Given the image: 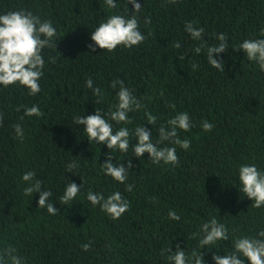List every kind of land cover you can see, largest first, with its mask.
Returning <instances> with one entry per match:
<instances>
[{"label": "trees", "instance_id": "trees-1", "mask_svg": "<svg viewBox=\"0 0 264 264\" xmlns=\"http://www.w3.org/2000/svg\"><path fill=\"white\" fill-rule=\"evenodd\" d=\"M118 7H123V0ZM19 8L51 18L63 36L57 50H47L56 59L46 64L38 96H28L19 87L0 88V245L14 244L27 264H167L161 249L171 242L170 250L178 243L190 252L196 245L190 233L209 213L234 234L264 226V207H253L231 184L238 163L264 166V72L231 47L220 54L225 73L218 71L208 65L203 51L195 52L200 41L184 32L185 22L191 20L205 28L207 44L223 32L230 37L229 46L264 35V0H144L140 28L145 41L112 52L88 47L90 28L103 17L102 10L110 11L103 0H0V11ZM176 41L181 48L174 47ZM185 53L184 60L176 57ZM193 63L199 65L195 70ZM89 77L105 89V107L114 95L108 83L121 78L161 122L175 111H188L194 126L180 135L191 140V147H178L179 163L154 165L147 153L141 160L132 157L131 192L100 173L99 164L109 150L83 138L76 129L83 125L72 126L74 115L94 111L96 101L83 87ZM31 103H39L43 115L21 122L25 137L17 139L11 125L21 113L15 109ZM141 116L136 113L134 123H140ZM202 119L214 128L202 130ZM145 126L152 127L147 122ZM153 131L155 140V126ZM72 161L79 165L76 174L86 178L85 191L124 193L129 200L124 215L112 220L82 196L73 205L57 202L65 175L81 183L79 176L66 173ZM29 168L53 189L60 213L52 216L36 208L38 193L31 203L22 195L20 173ZM170 208L181 215L180 222L168 219ZM84 243H90L88 251L81 248ZM204 259L211 264V252L204 251Z\"/></svg>", "mask_w": 264, "mask_h": 264}, {"label": "clouds", "instance_id": "clouds-1", "mask_svg": "<svg viewBox=\"0 0 264 264\" xmlns=\"http://www.w3.org/2000/svg\"><path fill=\"white\" fill-rule=\"evenodd\" d=\"M120 2L121 0H103L106 9L110 11L102 10L103 17L96 20L95 25L90 28L92 43L88 47L92 51L96 48L101 49V52H112L118 48L132 49L145 41L146 35L140 28L144 0L143 4L140 0H123L122 8L118 7ZM129 5H132L131 9ZM184 32L192 40L200 41L195 52L200 54L203 51L204 59L214 69L225 73L226 62L220 54L226 53L231 47L242 51L248 62L255 63L264 72V35L247 37L238 44L229 46L230 37L223 32L216 33L215 42L207 44L204 39L205 28L191 20L185 22ZM62 36H59L51 18L32 10L19 8L0 11V88L19 87L28 96H38L42 90L41 81L45 76L46 64L56 59L47 50H57L56 44ZM174 47L181 48V42L176 41ZM186 55L188 53L176 57L181 61ZM191 67L195 70L199 65L193 63ZM83 87L89 90L90 97L96 101L93 103L94 111L86 115L84 109L83 113L74 115L72 126L83 125V128H76L85 134L83 138L86 137L90 144L107 147L109 151L104 153L106 159L99 164V171L113 182L123 184L125 191L133 190V184L128 182L130 169L133 167L132 157L141 160L147 153V159L154 165L176 166L179 163L178 147L190 149L191 140L180 135L181 132H189L194 126L188 111H175L174 115L161 122L159 114L149 110L143 98L138 97L135 89L126 85L121 78H114L107 85L114 93L107 107L103 106L105 89L99 83L89 77L84 81ZM96 104L101 106L97 107ZM168 107L176 109L175 103H169ZM15 110L21 115L19 121H14L11 126L14 136L22 140L25 128L21 122L29 117L39 118L43 111L39 103L20 104ZM136 113H142L140 123H134ZM2 122L3 113L0 112V123ZM145 122L152 127H146ZM200 127L209 132L214 124L202 119ZM120 155L125 158L121 160ZM98 158L99 156L97 160ZM78 167L74 161L66 165V173L79 176L81 183L78 185L65 175L67 182L63 185L57 202L62 206L70 203L73 205L82 196L93 208L98 206L112 220L124 215L129 209V200L124 193L112 190L105 194V191L91 188L85 191L86 178L76 174L75 169ZM233 177H238V181ZM19 180L21 193L31 198L30 203L34 194H39L36 208L44 209L52 216L60 213L54 206L57 202H53V189L44 184L35 169L22 171ZM231 180L238 192L251 200L253 207H264V166L255 161L238 163ZM167 217L175 222L182 219L173 208L168 209ZM190 235L196 241L190 252L187 246L181 247L178 243L174 251L170 250L171 242L161 249L160 254L167 264H209L204 259V251L211 252V264H264V226H258L252 233L234 234L217 215L209 213ZM81 248L88 251L90 243L82 244ZM0 264H27V260L14 244L5 241L0 245Z\"/></svg>", "mask_w": 264, "mask_h": 264}]
</instances>
